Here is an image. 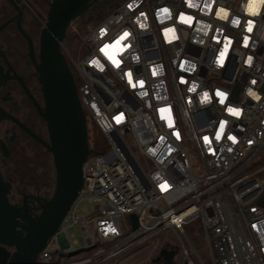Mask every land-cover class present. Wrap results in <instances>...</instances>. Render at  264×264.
I'll use <instances>...</instances> for the list:
<instances>
[{"label":"built area","instance_id":"1","mask_svg":"<svg viewBox=\"0 0 264 264\" xmlns=\"http://www.w3.org/2000/svg\"><path fill=\"white\" fill-rule=\"evenodd\" d=\"M248 5L120 0L83 37L76 58L62 44L87 123L104 143L85 163L83 187L38 264H127L165 232L178 240L185 264H198L187 233L196 221L213 264H264V166H253L264 151V3L258 14ZM124 33L119 48L109 49L117 66L101 49ZM205 91L210 99L201 103ZM221 122L225 131L216 140ZM83 203L92 207L88 215ZM73 228L85 248L70 254L79 244Z\"/></svg>","mask_w":264,"mask_h":264},{"label":"water","instance_id":"2","mask_svg":"<svg viewBox=\"0 0 264 264\" xmlns=\"http://www.w3.org/2000/svg\"><path fill=\"white\" fill-rule=\"evenodd\" d=\"M96 1L52 0L40 33L38 56L32 40L18 23L29 43L30 59L42 89L45 111L37 107L47 124L49 144L46 147L53 157L56 184L41 216L31 220L9 207L0 178V264H38L40 253L59 230L83 187L84 165L94 151L89 146L86 115L62 44L71 24ZM238 90L237 87L236 93ZM262 200L264 205V195ZM17 219L26 225L22 231L17 230ZM131 219L137 227L136 215Z\"/></svg>","mask_w":264,"mask_h":264},{"label":"flooded vegetation","instance_id":"3","mask_svg":"<svg viewBox=\"0 0 264 264\" xmlns=\"http://www.w3.org/2000/svg\"><path fill=\"white\" fill-rule=\"evenodd\" d=\"M104 1L97 0L95 5ZM49 3L0 0V178L9 207L31 220L41 216L52 198L56 179L52 178L53 157L46 147L47 124L37 107L45 111L42 89L18 23L38 56ZM15 223L18 231L26 226L20 219ZM169 263L185 264L177 249L159 246L145 264Z\"/></svg>","mask_w":264,"mask_h":264},{"label":"rangeland","instance_id":"4","mask_svg":"<svg viewBox=\"0 0 264 264\" xmlns=\"http://www.w3.org/2000/svg\"><path fill=\"white\" fill-rule=\"evenodd\" d=\"M52 0H50L51 2ZM118 0H105L104 4L100 3L97 6L95 5V3L91 6V8L80 18H78L77 20H75L68 32H67V37L64 40V45L71 51V56L73 58H76L77 53L79 51V47H80V43L83 39L84 34L88 33V31L95 25H90L88 26V21H95L97 19H103L106 16H108L117 6V4L119 2H116ZM44 27V25H42V28ZM69 66H72V63L70 60L67 61ZM91 124L90 122H88V125ZM91 126V125H90ZM88 131H89V146L91 149V141L94 143L95 141H98V143H104V139L103 136L95 129L93 130H89V126H88ZM94 145V144H93ZM253 166L256 167H260V166H264V151L263 153L260 155V157L253 163ZM52 172L53 175L52 178L56 179V175H55V170H54V166L52 167ZM259 176L262 178L263 182H264V172H261L259 174ZM91 205L88 203H83L82 207H81V213L84 215H88L91 211ZM200 227V222L196 221L193 224L189 225L187 227V233L190 235V237L193 240V243L195 245V247L198 249L199 253H198V257H196V261L198 264H213L209 251H208V247L205 245L204 241L202 240V234L201 231L199 229ZM72 233L75 234V239L78 240L79 244L70 248L67 253L73 254V253H77L81 250H83L84 247V243L82 240V235L78 232V230L76 228H73L71 230ZM168 237V242L167 243H162V240L165 237ZM157 241V245L156 246H149L148 248L143 247L138 249L135 252V256L127 261V264H145L146 260L148 257L152 256L154 252H156L157 248L159 246H169V247H174L177 248L178 246V240L175 238V236H173L172 234H168L167 232L162 233L158 236V238L156 239ZM53 246L56 247V249H58V245H57V241L53 242ZM181 256V255H180ZM54 260L57 262V259L54 258Z\"/></svg>","mask_w":264,"mask_h":264},{"label":"snow or ice","instance_id":"5","mask_svg":"<svg viewBox=\"0 0 264 264\" xmlns=\"http://www.w3.org/2000/svg\"><path fill=\"white\" fill-rule=\"evenodd\" d=\"M257 2H258V0H249V5H248V7L251 9L252 6H253L254 4H256ZM190 6H191V4H190ZM163 12H164L165 14H167V13H168V9L165 8V9L163 10ZM252 13H255V10H254V9L252 10ZM180 19H181V20H184V22H186V23L189 22V20H190V18H185V17H183V16H182ZM249 25H251V23H249ZM249 25H248V29H247V30H248V31H251L252 28L249 27ZM167 31H168L169 33H173V35H174L173 29L169 28ZM166 34H167V33H166ZM128 35H129L128 33H124V36H122L120 40H117L116 43H115L114 45H109V46H106L104 49H101V51L107 56V58H108L113 64H115V65H117V66H119V64L121 63V61L115 58V53H114V52H112V53L110 54V53H109V49H117V48H119V46H120V44H121V40H124ZM119 50H120V51H123L122 48L119 49ZM226 51H227V49H225L224 51H222L221 54H220L219 63H220L221 65H223V63H224V53H225ZM127 75H128V78H129V83L132 84V83H133V77H132V74H131V73H128ZM153 75H155V70L153 71ZM182 82H183V81H182ZM139 83H140L141 87H143V81L141 80V81H139ZM253 83H255V81H253ZM133 86H134V85H133ZM216 95H217V96H220V95H224V93L217 91V92H216ZM206 98H207V99H210L209 96H207ZM160 111H161L162 113H164V112H168L169 110H168V109H160ZM227 111H228L230 114L234 115V116H238V115H239L238 110H236V109H234V108H232V107H228ZM117 119L119 120V118H117ZM221 124H224V125H225L224 122H221L220 125H221ZM220 125H219V131L217 132V134H216V136H215V139H216V140H218L217 137H219V139L221 138V134H220ZM204 139H205V142H210L209 137L206 136V137H204ZM228 139H232V140L235 142V138L232 137V136H228Z\"/></svg>","mask_w":264,"mask_h":264},{"label":"clouds","instance_id":"6","mask_svg":"<svg viewBox=\"0 0 264 264\" xmlns=\"http://www.w3.org/2000/svg\"><path fill=\"white\" fill-rule=\"evenodd\" d=\"M262 3H264V0H258V2H257L256 4H254V5L252 6L251 9L248 7V11H249V12H252V10L254 9V10H255V13L258 14V11H259V8H260V5H261ZM220 15H221L222 18H227L228 13H227V12H222ZM239 24H240L239 19H233V21H232V25H233V27H238ZM249 27L252 28V25H249ZM192 91L195 92V88H193ZM246 92H247V95H248V96L252 97L253 99H255V100H257V101H259L260 98H261V97H260L255 91H253L252 89H247ZM207 96H209V93H208L207 91H205V92L203 93L202 97H201V103H204V102L209 101V99L206 98ZM218 97H219V102H220V104H224V103H225V100L227 99L226 95L224 94V95H220V96H218ZM238 112H239V111H238ZM239 115H240V112H239ZM239 115H238V116H239ZM224 131H225V125H224V124H221V125H220V134L222 135V134L224 133ZM217 139L219 140V137H217ZM229 140H232V139H229Z\"/></svg>","mask_w":264,"mask_h":264},{"label":"trees","instance_id":"7","mask_svg":"<svg viewBox=\"0 0 264 264\" xmlns=\"http://www.w3.org/2000/svg\"><path fill=\"white\" fill-rule=\"evenodd\" d=\"M101 20V18L100 19H97V20H95L94 22L93 21H88V26H90V25H94V24H96V23H98L99 21ZM86 35V33L84 34V36ZM83 36V37H84ZM70 68H71V71L73 70L72 69V67L70 66ZM74 77H75V75H74ZM75 81H76V84H78V80H77V78L75 77ZM91 124H89L88 126H89V130L91 131V130H93V129H95V130H97L93 125H91ZM98 131V130H97ZM99 132V131H98ZM88 133H89V131H88ZM100 133V132H99ZM101 134V133H100ZM90 144V143H89ZM94 144V145H93ZM101 145H102V143H98V141H95L94 140V143L91 141V149L94 151V152H100V150H102V147H101Z\"/></svg>","mask_w":264,"mask_h":264}]
</instances>
